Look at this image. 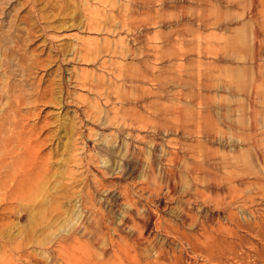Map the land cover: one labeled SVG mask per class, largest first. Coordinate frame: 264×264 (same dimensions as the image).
<instances>
[{
  "label": "rangeland",
  "instance_id": "obj_1",
  "mask_svg": "<svg viewBox=\"0 0 264 264\" xmlns=\"http://www.w3.org/2000/svg\"><path fill=\"white\" fill-rule=\"evenodd\" d=\"M197 151L210 160L191 196ZM263 163L264 0H0V264H137L121 222L138 208L136 222H162L142 240L149 260L219 264V222L264 217ZM76 206L105 227L77 231Z\"/></svg>",
  "mask_w": 264,
  "mask_h": 264
},
{
  "label": "bare ground",
  "instance_id": "obj_2",
  "mask_svg": "<svg viewBox=\"0 0 264 264\" xmlns=\"http://www.w3.org/2000/svg\"><path fill=\"white\" fill-rule=\"evenodd\" d=\"M90 15V14H89ZM255 16V15H254ZM254 16H252V18H255ZM91 19H92V17H91V15L90 16H87V18H86V20H85V27L86 26H89V24L91 23ZM255 20V19H254ZM87 28V27H86ZM85 29V28H84ZM182 37V36H181ZM184 37V36H183ZM255 37L257 38V39H259V35L258 34H255ZM157 83V82H156ZM165 86V85H164ZM162 91V90H161ZM167 93V92H166ZM165 93V94H166ZM148 94V93H147ZM152 94V93H151ZM158 94V93H157ZM170 94V93H169ZM150 95V94H149ZM159 95V94H158ZM189 95V94H188ZM197 95V94H196ZM199 95V97H200V94H198ZM154 96V95H153ZM191 96H193V95H191ZM190 96V97H191ZM179 97V96H178ZM202 99V98H201ZM196 100H198V99H196ZM138 102V101H137ZM146 103V102H145ZM199 104H201V103H199ZM179 105V104H178ZM149 107V106H148ZM199 107V106H198ZM178 108V107H177ZM196 109V108H195ZM160 110V109H159ZM168 111V110H167ZM193 111V110H192ZM162 112V111H161ZM157 113V112H156ZM175 113V112H174ZM177 113V112H176ZM180 113V112H179ZM196 114V113H195ZM188 117V116H187ZM166 118V117H165ZM183 118V117H182ZM154 119V118H153ZM163 120V119H162ZM182 120V119H181ZM171 121H172V119H171ZM185 121V120H184ZM118 122V121H117ZM195 122V121H194ZM149 123V122H148ZM150 123H152V122H150ZM175 123V122H174ZM186 123V122H185ZM185 123H183V124H185ZM182 124V123H181ZM180 124V125H181ZM196 126H198L199 128H201L200 126H201V124H199V122H196ZM165 125V124H164ZM203 125V124H202ZM210 125H212V123L210 124ZM217 125V124H216ZM209 126V125H208ZM214 126V125H213ZM169 127V126H168ZM189 127H190V125H189ZM210 127V126H209ZM167 128V127H166ZM165 128V130H167ZM184 128V127H183ZM191 128V127H190ZM204 128V127H203ZM208 128V127H207ZM206 128V129H207ZM219 128V127H218ZM158 129V128H157ZM177 129V128H176ZM211 129V128H210ZM152 130V129H151ZM168 130H170V129H168ZM172 130H173V128H172ZM171 130V131H172ZM193 130V129H192ZM196 130V129H195ZM202 130V129H201ZM213 130V129H212ZM212 130H211V132H212ZM217 130V129H216ZM157 131V130H156ZM200 131V130H199ZM218 131V130H217ZM216 131V132H217ZM174 132V131H173ZM179 132V131H178ZM203 132H205V131H203ZM207 132V131H206ZM205 132V133H206ZM209 132V131H208ZM211 132L209 133V134H211ZM158 133V132H157ZM192 133V132H191ZM196 133H198V132H196ZM189 134H190V132H189ZM200 134V133H199ZM204 135V134H203ZM185 136V135H184ZM201 136V135H200ZM209 136V135H208ZM181 138V137H180ZM208 138V137H207ZM214 137H213V135H212V139H213ZM216 138V137H215ZM214 138V139H215ZM219 138V137H218ZM213 139V140H214ZM189 140H190V138H189ZM207 140H209V139H207ZM206 141V140H205ZM178 142V141H177ZM182 143V142H181ZM188 143V142H187ZM183 144V143H182ZM199 145V144H198ZM208 145V144H207ZM153 146V145H152ZM106 149V148H105ZM172 149V148H171ZM182 149V148H181ZM196 149V148H195ZM194 149V150H195ZM152 150V149H151ZM184 150V149H183ZM189 150V149H188ZM203 151V150H202ZM105 152V151H104ZM165 152V151H164ZM190 152V151H189ZM193 152V151H192ZM171 153V152H170ZM197 153H199V151H197ZM197 153H191L190 154V158L189 159H191L193 162H196V163H194L193 164V166H192V168H191V170H190V178H191V189H190V194L189 195H191V194H193V195H196V196H198V195H200V193H201V190L198 188V184L197 183H199L200 181L202 182V183H205V182H203L202 180H204V177H203V179H200L202 176H201V172L204 170V168H206L207 166V163H206V161H209L207 158L208 157H205L203 154H197ZM209 153V152H208ZM137 154V153H136ZM217 154V153H216ZM169 156H171V162L173 163V164H176L177 162L179 163V159L178 158H176L175 156H173L172 155V153L169 155ZM111 157V156H110ZM103 158V157H102ZM214 158V157H213ZM157 160V159H156ZM164 161V160H163ZM167 161V160H166ZM188 161H190V160H188ZM77 162V161H76ZM119 162L120 163H124V165H126L127 166V168L129 167H131V166H134L133 164H134V162H133V158H132V156H129V157H126L125 159H124V157H121L120 159H119ZM140 162V161H139ZM152 162V161H151ZM217 162V161H216ZM219 162V161H218ZM190 163H191V161H190ZM150 164V163H149ZM152 164V163H151ZM181 165H182V163H180ZM264 164V163H263ZM103 165H104V167L103 168H107V170L108 169H110L111 167H110V165H108V162L106 163V162H104L103 163ZM136 165V164H135ZM186 165V164H185ZM185 165L183 166V168L185 167ZM187 165H189V164H187ZM210 165V164H209ZM89 166V165H88ZM141 166H142V163H141ZM150 166H152V165H150ZM150 166H148L149 168V171L152 169V167H150ZM206 166V167H205ZM216 166H217V164H216ZM166 167V166H165ZM171 167V166H170ZM180 167V166H179ZM188 167V166H187ZM215 167V166H214ZM213 167V168H214ZM90 168V167H89ZM153 168H154V166H153ZM159 168V167H158ZM173 168H174V166H173ZM211 168V167H210ZM216 168V167H215ZM219 168V167H218ZM118 169V168H117ZM188 169V168H187ZM187 169H186V171H187ZM207 169V168H206ZM236 169V168H235ZM133 170V169H132ZM138 170V169H137ZM145 170L147 171V166H146V168H145ZM209 170V169H208ZM103 171V170H102ZM113 171H114V169H113ZM118 171H120V170H118ZM157 171V170H156ZM174 171V170H173ZM213 171H215V170H213ZM107 172V171H106ZM115 172V171H114ZM152 172H153V169H152ZM152 172H149V173H152ZM104 173V172H103ZM138 173V172H137ZM148 173V172H147ZM114 174V173H113ZM153 174V173H152ZM168 174V173H167ZM179 174V173H178ZM185 174V173H184ZM189 174V173H188ZM107 175V174H106ZM145 175V174H144ZM156 175V174H155ZM158 175V174H157ZM217 175H219V174H217ZM163 176V175H162ZM167 176V175H166ZM180 176V175H179ZM201 176V177H200ZM216 176V175H215ZM105 177V176H104ZM112 177V176H111ZM118 177V176H117ZM130 177V176H129ZM169 177H170V175H169ZM206 177V176H205ZM218 177V176H217ZM107 178V177H106ZM144 178H146V177H144ZM186 178V177H185ZM207 178V177H206ZM219 178V177H218ZM238 178V177H237ZM244 178V177H243ZM147 179H149V178H147ZM152 179H154V178H152ZM157 179V178H156ZM180 179V178H179ZM172 180V179H171ZM187 180V179H186ZM150 181V180H149ZM153 181V180H152ZM152 181H151V183H152ZM100 182H101V180H100ZM148 182V181H147ZM154 182H156V180L154 181ZM153 182V183H154ZM245 182V181H244ZM144 184H145V182H143ZM157 183V182H156ZM156 183H154V184H156ZM161 183V182H160ZM169 183V182H168ZM177 183V182H176ZM178 183H179V181H178ZM177 183V184H178ZM190 183V182H189ZM73 184V183H72ZM149 184V183H148ZM148 184H145V185H148ZM162 184V183H161ZM170 184V183H169ZM185 184V183H184ZM252 184V183H251ZM160 185V184H159ZM201 185V184H200ZM250 185V184H249ZM101 186V185H100ZM99 186V187H100ZM103 186V185H102ZM102 186H101V189H103L102 188ZM152 186V185H151ZM158 186V185H157ZM161 187H162V185H160ZM167 187L166 186V184H164L163 185V187ZM173 186V185H172ZM171 186V187H172ZM203 186H205V185H203ZM208 186V185H207ZM245 186V185H244ZM105 187V186H104ZM116 187V186H115ZM154 187V186H153ZM175 187V186H174ZM219 187V186H218ZM240 187V186H239ZM142 188V187H141ZM168 188V187H167ZM163 189V188H162ZM169 189H170V187H169ZM169 189H167V190H169ZM96 190V189H95ZM104 190H105V188H104ZM143 190V189H142ZM152 190V189H151ZM155 190V189H154ZM213 190V189H212ZM217 190H219V189H217ZM91 191V190H90ZM89 191V192H90ZM114 191V190H113ZM116 191V190H115ZM125 191V190H124ZM211 191V190H210ZM89 192H88V194H86V195H83V196H81V198H82V202L83 203H85L86 204V200L88 199L89 201V203L90 204H94L95 205V203H94V201L92 202V200L94 199H92L91 198V195H93V194H89ZM123 192V191H122ZM121 192V193H122ZM169 192H170V194L172 193V195H174L175 193V190L173 189V188H171L170 190H169ZM168 192V193H169ZM95 193V192H94ZM104 193V192H103ZM120 193V194H121ZM125 193V192H124ZM152 193V192H151ZM157 193V192H156ZM181 193V192H180ZM216 193V192H215ZM218 193V192H217ZM223 193V192H222ZM85 194V193H84ZM134 194V193H133ZM177 194V193H176ZM211 194V193H210ZM125 195H126V193H125ZM158 195H159V193H158ZM166 195V194H165ZM185 195V194H184ZM213 195V194H212ZM224 195V194H223ZM222 195V196H223ZM96 196V195H95ZM105 196V195H104ZM108 196V195H107ZM114 196H117V197H119V195H114ZM192 196V195H191ZM210 196V195H209ZM94 197V196H93ZM124 197V196H123ZM126 197V196H125ZM124 197V198H125ZM131 197V196H130ZM129 197V198H130ZM174 197V196H173ZM185 197V196H184ZM213 197V196H212ZM211 197V198H212ZM242 197V196H241ZM254 197V196H253ZM80 198V199H81ZM116 198V197H115ZM123 198V199H124ZM139 198V197H138ZM137 198V199H138ZM152 198V197H151ZM156 198V197H155ZM214 198V197H213ZM122 199V200H123ZM167 199V198H166ZM183 199V198H182ZM109 200V199H108ZM113 200V199H112ZM125 200V199H124ZM181 200V199H180ZM107 201V200H106ZM130 201V199H128V202ZM189 201V200H188ZM209 201V200H208ZM241 201V200H240ZM246 201V200H245ZM252 201V200H251ZM131 202H133V201H131ZM193 202V201H192ZM197 202V201H196ZM201 202V201H200ZM226 202V201H225ZM237 202V201H236ZM114 203H116V202H114ZM125 203V202H124ZM203 203V202H202ZM239 203V202H238ZM84 204V205H85ZM98 204V203H97ZM129 204V207H131V203L129 202L128 203ZM131 204V205H130ZM207 204V203H206ZM215 204V203H214ZM245 204V203H244ZM101 205V204H100ZM116 205V204H115ZM142 205V204H141ZM162 205V204H161ZM184 205V204H183ZM236 205V204H235ZM234 205V206H235ZM239 205V204H238ZM81 206H83V205H81ZM87 206V205H86ZM108 206H110V205H108ZM117 206V205H116ZM237 206V205H236ZM243 206V205H242ZM77 207V206H76ZM79 207V206H78ZM77 207V208H78ZM101 207V206H100ZM111 207V206H110ZM119 207V206H118ZM132 207H133V205H132ZM131 207V208H132ZM138 207V206H137ZM137 207H135V209H137ZM159 207V206H158ZM246 207V206H245ZM195 208V207H194ZM251 208V207H250ZM176 209V208H175ZM191 209V208H190ZM87 210V209H86ZM113 210V209H112ZM174 210V209H173ZM181 210V209H180ZM180 210H178V211H180ZM187 210V209H186ZM135 211V213L136 214H138V215H140V213H139V208L137 209V210H134ZM132 209L130 210V215L128 214V211H127V214H128V216L127 217H124L123 219H122V225H124L128 230L129 229H132L133 231H135V233L137 232L138 233V237H137V240H134L135 242L133 243V245L135 244L140 250V255H141V257L142 256H146V257H148V259H146L145 258V260H143V261H140V262H138L137 264H160V262L162 261V257H163V254L161 253L160 255H158V256H156V258H154L152 261L151 260H149L150 258H151V256L153 257V255H151L150 256V254H151V250H149V247L147 246L148 244H146V245H144L143 243L148 239V237L150 236V234H151V231L153 230V229H155V230H157V229H159L160 230V228H161V223L162 222H160V221H158L153 215L155 214V213H153V211H151V213H147L148 214V216H147V219H146V217H142L143 219L140 221L139 220V222H136V220H135V218L132 216L133 215V212H134ZM189 211V210H188ZM141 212V211H140ZM155 212H156V210H155ZM158 212V211H157ZM200 212V211H199ZM243 212V211H242ZM249 212V211H248ZM104 213H105V211H104ZM95 213H94V211H92V210H88L87 212H85L84 211V208H81L80 207V209L78 208L77 210H76V215H75V217L77 218V223H78V225L76 226L77 227V229H76V227H75V229L77 230V231H79V232H81L82 231V228L84 229L85 227H83L84 225L82 224L85 220H84V218H90V219H92V220H94V223H98L97 224V226H99V224L101 225V226H103V225H105V224H101L100 223V221L103 219L101 216H100V214H97V215H94ZM108 214H109V212H108ZM107 214V215H108ZM126 214V213H125ZM144 214V213H143ZM146 214V215H147ZM184 214V213H183ZM188 214V213H187ZM187 214H184L183 216H182V221H183V223H184V225H188V221L190 220L189 219V217H191V216H189V215H187ZM230 215H227L228 217L226 218L227 219V224L226 225H224V224H222L221 222H219V230H217V231H219V244L217 243L218 242V240L216 241V244H218L219 245V264H229L230 263V261L231 260H236V259H238L239 260V264H247V262H246V260L247 259H250V257L252 256V254H253V258H254V260L255 261H257V262H261L262 264H264V217L262 218V217H255V216H251V219L250 220H245L243 223L242 222H240L238 219H239V217H238V219L235 217V215H232V213H231V211H230V213H229ZM253 214V213H252ZM193 215V214H192ZM225 215V214H224ZM237 215V214H236ZM104 216V215H103ZM106 216V215H105ZM123 216H125V215H123ZM143 216V215H142ZM95 217H97V220H96V218ZM138 217H141V216H138ZM86 218V219H87ZM192 218H194V217H192ZM212 218V217H211ZM259 218H262V219H259ZM179 219V220H180ZM82 220H84L83 222H82ZM90 221V220H89ZM104 221V220H103ZM187 221V222H186ZM221 221V220H220ZM76 223V224H77ZM187 223V224H186ZM201 223V222H200ZM212 224H213V222H212ZM83 225V226H82ZM210 225V224H209ZM101 226L100 227H98V228H101ZM215 226V225H214ZM213 226V227H214ZM103 227H105V226H103ZM106 227H107V225H106ZM163 227V226H162ZM168 227V226H167ZM202 227V226H201ZM204 227V226H203ZM122 228V227H121ZM184 228V227H183ZM239 230V229H241L242 231L244 230V231H246L248 234H250V235H252V236H254V237H256L255 239H259V243L261 244V247L262 248H260L258 245H255V244H250V246L249 247H246V248H244L243 247V245H244V239L243 238H239V234L237 235V229ZM103 229V228H102ZM108 229V228H107ZM180 229V228H179ZM202 229V228H201ZM75 230V231H76ZM100 230V229H99ZM213 230V229H212ZM109 231V230H108ZM202 231H204V229L202 230ZM100 232H101V230H100ZM111 232V231H110ZM211 232V231H210ZM213 232H214V230H213ZM83 233V232H82ZM105 233V232H104ZM194 233H195V231H194ZM203 233L204 232H202L201 234L203 235ZM208 233V232H207ZM98 234H99V232H98ZM107 234V233H106ZM184 234V233H183ZM190 234V233H189ZM78 235V234H77ZM85 235V234H84ZM97 235V234H96ZM105 235V234H104ZM109 235V234H108ZM202 235H199V236H194V238H193V240H195L196 241V243L195 244H197L198 243V246L199 247H203L204 249H205V251L211 256H213V253L215 252V251H217V249H214L215 247H214V245L213 244H210V243H212V241L211 242H209L208 240L207 241H203V240H201V236ZM223 235H227L228 237L227 238H229V237H234V239H236V241H239L240 243H238L237 244V242H235V241H229V240H227V238H225V237H222ZM246 235V234H245ZM76 236V235H75ZM184 236H185V234H184ZM183 236V237H184ZM247 236V235H246ZM85 237V236H84ZM106 237V236H105ZM105 237H103V238H105ZM188 237V236H187ZM186 237V238H187ZM253 238V237H252ZM231 239V238H230ZM142 240H145V241H143V243H142ZM125 241V240H124ZM177 241V240H176ZM132 242V241H131ZM109 243V242H108ZM191 240L189 241V244H187V245H189V246H191L192 247V249H193V251L194 252H198V246H196L195 244H194ZM111 244V243H110ZM218 245H217V247H218ZM110 246H112V245H109V244H107V248L109 249V247ZM63 247V246H62ZM161 247V246H160ZM113 248V247H112ZM108 249H106L105 251H107V256L108 257H110L112 254H109V252H108ZM152 249V248H151ZM228 249V250H227ZM245 249L247 250V251H245ZM165 250V249H164ZM202 250V249H201ZM215 250V251H214ZM104 252V251H103ZM116 252V251H115ZM153 252V251H152ZM174 253V252H173ZM103 254H106V252L105 253H103ZM102 254V255H103ZM121 254V253H120ZM139 254V253H138ZM175 254V253H174ZM200 254V253H199ZM117 255V254H116ZM173 255V254H172ZM201 255H202V252H201ZM114 256V255H113ZM204 256V255H203ZM115 257H117V258H119V256L117 255V256H115ZM206 257V256H205ZM97 258V257H96ZM102 258H104V257H102ZM113 258V257H112ZM111 258V259H112ZM143 258V257H142ZM106 259V258H105ZM107 259H109V258H107ZM114 259V258H113ZM127 259V258H126ZM208 259V258H207ZM87 260V259H86ZM104 260V259H103ZM164 260V259H163ZM214 261V260H213ZM86 262V261H85ZM196 262V261H195ZM253 262V261H252ZM113 263H115V262H113ZM132 263V262H131ZM187 263V262H186ZM83 264V263H82ZM103 264H105V263H103ZM119 264H126L124 261H120V263ZM135 264V263H134Z\"/></svg>",
  "mask_w": 264,
  "mask_h": 264
}]
</instances>
